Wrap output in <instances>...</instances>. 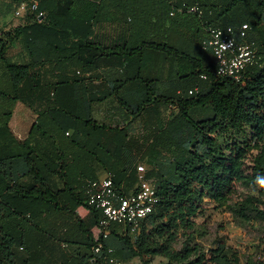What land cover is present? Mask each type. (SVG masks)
Listing matches in <instances>:
<instances>
[{
	"label": "trees",
	"instance_id": "obj_1",
	"mask_svg": "<svg viewBox=\"0 0 264 264\" xmlns=\"http://www.w3.org/2000/svg\"><path fill=\"white\" fill-rule=\"evenodd\" d=\"M27 2L26 21L0 29V264H110V258L135 257L152 264L156 256L165 258L161 264H241L239 252L223 241L204 250L192 240L206 198L230 210L240 225L264 221L261 197L232 201L238 184L264 179V0ZM194 5L200 13L190 11ZM105 22L123 38L96 37ZM242 23L250 25L248 40L262 60L240 82L216 74L202 41L209 27ZM184 36L200 42L199 57L183 45L170 46ZM16 44L24 52L21 62L9 54ZM152 50L177 59L174 67L164 66L191 81L187 89L154 92L139 79ZM146 72L155 74L152 67ZM101 80L143 86L135 103L123 105L133 115L154 116L146 145H138L126 127L93 117L92 102L101 99L89 98L86 84ZM121 85L110 95H118ZM17 101L37 114L24 140L9 125ZM91 158L124 193L137 188V165H146L160 202L138 233L115 224L103 239L89 228L100 216L87 198L88 180L98 178L90 173ZM80 207L94 215L88 227ZM99 240L104 245L95 252Z\"/></svg>",
	"mask_w": 264,
	"mask_h": 264
},
{
	"label": "rangeland",
	"instance_id": "obj_2",
	"mask_svg": "<svg viewBox=\"0 0 264 264\" xmlns=\"http://www.w3.org/2000/svg\"><path fill=\"white\" fill-rule=\"evenodd\" d=\"M0 15L4 16V23H0V29H4L3 27L6 25V22H9L10 25L22 22V18H19L15 15L13 3H10L9 1L0 5ZM132 15L137 19V16H135V14L132 13ZM194 36L196 39H199V34H196ZM170 42V46H173L174 44H179V46L183 45L184 48H186V51L190 55H193V57H199L201 53L200 42L196 41L195 39L188 40L187 36L181 38H172ZM19 47L20 46L18 44L14 45L10 49L9 54H11L12 57L15 58L17 55V51L20 49ZM147 55L148 59L144 58V61L147 63L143 65L144 72L142 73V75H140L139 79L143 83H146L148 85V88L151 87L154 92H161L163 88H169L174 93L176 92L177 87L187 89L191 81H189L187 78L178 79L176 74L178 73V71H175L173 69L171 73H169L168 69L164 68V65L167 63H173L174 67V64L177 62L176 58L171 57L165 50H152V53L147 52ZM152 56L154 57V59H152L151 61L150 57ZM187 59L188 58L184 57L183 62L187 61ZM210 60V64L213 65V63L215 62L214 56L211 55ZM148 67H152L155 71V74H148L146 72V68ZM143 91L146 92L148 90ZM139 98L140 96L138 95V99ZM206 110L208 114H213V108L211 106L207 107ZM166 117L167 113L165 112V116L162 117L163 123L165 122ZM151 132L152 131H133L131 133V136L134 137L135 141H137L136 143L138 145L140 144L142 147V145L144 146L147 144ZM263 189L264 179L259 181L256 185L250 187H245L241 184H238L237 192L232 196V201H237L246 195H255L261 197L260 205L261 207H264ZM203 209L204 213L196 217L198 230L196 231L195 237L192 242L200 243L204 250H208V248L215 247L219 241H223L231 245L235 250L239 252L241 256V264H245V262L248 260L257 261L261 264H264V221L253 220L247 225H240L230 210L226 208H215V204L208 198H206L203 203ZM79 211L86 215L88 214L84 207H81ZM91 220L93 222L94 215L88 214L85 218L87 227L89 225L88 222H90ZM89 228H91V230H93L95 234H98L96 225H89ZM135 237H132V239L135 240ZM182 241L183 240L180 239V242L177 246L178 248L181 246ZM163 261H165V258L156 256L153 258L152 264H161ZM110 264H142V258L135 257L126 262L118 260L110 262Z\"/></svg>",
	"mask_w": 264,
	"mask_h": 264
},
{
	"label": "built area",
	"instance_id": "obj_3",
	"mask_svg": "<svg viewBox=\"0 0 264 264\" xmlns=\"http://www.w3.org/2000/svg\"><path fill=\"white\" fill-rule=\"evenodd\" d=\"M36 6L34 4V8ZM190 11L201 12L197 5L192 6ZM14 12L17 17H25L29 13L28 2L18 3ZM249 30L248 23L209 27L207 37L202 41V48L212 51L218 76H229L241 82L248 68L261 64L262 56L254 43L248 40ZM137 170V188L130 193L117 189L110 175L88 180V203L100 211L97 229L98 235L103 239L108 237L110 227L115 224L122 225L130 234L138 233L142 221L155 211L160 202L157 188L146 177L145 164L139 163ZM103 245V241L99 240L93 250L100 252ZM114 260L110 258L111 262Z\"/></svg>",
	"mask_w": 264,
	"mask_h": 264
},
{
	"label": "crops",
	"instance_id": "obj_4",
	"mask_svg": "<svg viewBox=\"0 0 264 264\" xmlns=\"http://www.w3.org/2000/svg\"><path fill=\"white\" fill-rule=\"evenodd\" d=\"M8 1L9 0H0V5ZM21 1L28 0H14V10L18 3H20ZM19 18H22L21 23L10 25L9 22H6V25L3 28L6 30L12 26L22 24L26 21L25 17ZM0 23H4V16L2 15H0ZM96 34V37H99L105 41L123 38V35H120V33H118V31L116 30H112L107 22H105L103 26L98 28ZM19 48L20 49L17 51L16 57H13V59L20 60L21 62L22 58H24V52L21 46ZM212 56L214 55L212 54ZM166 67L167 66H164V68ZM107 68L108 66H103V69L107 70ZM88 85L91 88V91L87 94L88 97L101 99L92 102L93 117L98 121L99 124H104L109 127H126L127 131H155L154 116L149 115V113L133 115L123 105V103L125 102H136L135 98H138V95L140 94L139 90L143 88V86L138 81H130L121 85L117 82L113 84L111 81L101 80L89 81L87 82L86 86ZM120 85L121 87L119 88L118 95H110L113 87H117ZM162 91H166V89L163 88ZM105 96L107 97L104 98ZM162 110L163 109L161 108V111ZM163 116H165V113H163ZM36 118L37 114L33 111L31 107H29L22 101H17L15 104L13 116L9 121V125L15 137L19 140H24L28 136L33 123L36 121ZM89 166L90 173L93 177L101 178L109 175V173L105 170L104 166L95 158H91V160L89 161ZM80 214L81 216L86 215L81 212Z\"/></svg>",
	"mask_w": 264,
	"mask_h": 264
},
{
	"label": "water",
	"instance_id": "obj_5",
	"mask_svg": "<svg viewBox=\"0 0 264 264\" xmlns=\"http://www.w3.org/2000/svg\"><path fill=\"white\" fill-rule=\"evenodd\" d=\"M41 17H42V15H41Z\"/></svg>",
	"mask_w": 264,
	"mask_h": 264
}]
</instances>
